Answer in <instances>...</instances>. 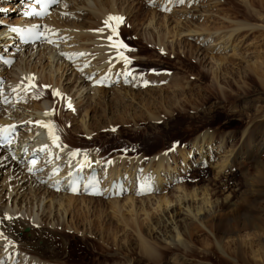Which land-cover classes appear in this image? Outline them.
Here are the masks:
<instances>
[{
	"label": "rangeland",
	"instance_id": "obj_1",
	"mask_svg": "<svg viewBox=\"0 0 264 264\" xmlns=\"http://www.w3.org/2000/svg\"><path fill=\"white\" fill-rule=\"evenodd\" d=\"M88 1L94 5L95 0ZM88 1L64 0L63 4L57 7L60 9L57 10V8H55L54 11H52L53 15H50L51 18L49 16L42 20L41 23H44L43 27H47V25L51 26L53 22H57L59 18L63 16L65 20H63L62 23L67 24L69 21L70 23L68 22L67 25L69 26L70 24V27H72L71 24L74 23L85 26L84 29L77 28L76 30L75 28L74 32L66 31L70 33L73 41L71 40L70 43L66 44L67 46L65 49L73 50V55H76V52H81V48L83 51L85 50V58L83 59H86V61L83 62L90 61V64L93 65L91 68L94 69L95 65L92 60L97 59L92 55V52L95 53V51L93 50L94 44L91 42L93 41V43H95L94 41L100 40V38H97L96 34L95 36H93V34L96 32L95 30L105 27L103 24L105 19L99 22L100 19L90 17V12H88V8L85 7ZM99 1L107 4L108 0ZM185 1V4L177 5L167 12L161 10L159 0H118V2H116V8L121 14L123 13L122 15L125 17V22L122 24L124 27L120 28V36L123 37V40L127 43L129 48L134 49V51L126 52L125 54L132 59V65H130V67L133 69V72L141 73L143 77L142 81H149L146 88H144L145 84L134 88L132 84L131 86H112L110 89H106V94L100 95L101 97L97 95L95 99H91L92 91L89 87L88 91L84 92L83 95L78 94V92L75 93V91L78 90L77 85L79 81L77 80L80 78L84 79V76L88 75L87 70L91 68H87L83 73L78 72L79 70L76 69V67L67 64L61 57V59L53 58L50 60L48 58L49 49L44 51V47H39L37 50H34L36 53L32 55V48L30 47L23 62L20 61V57H17L14 66L4 70V77L8 79V74H11L8 72L12 71L16 65H18L28 71L35 70L33 72L34 74H44L46 77L52 75L54 80L48 81L47 84L36 83L40 86L39 91L41 97L39 99L34 100L31 95H29L30 97L27 96L29 99L20 101L19 103L15 102L16 108H13L14 113L12 119L14 121L15 119L17 120V118L28 120L26 117L30 113L35 112L33 110L34 106L47 98V100L54 103V115L52 118H54L53 123L57 127L58 132L59 130L61 131L59 133L61 139L74 150L77 148L80 149L78 150L80 152L94 154L96 156V161L100 163H102L101 160H105L108 161L106 165H111L113 161H116L120 163L119 166H122L121 168H124V170L126 169L125 171H128L129 168L123 166H131L130 169H132V172L134 170L133 175H131L133 177L132 186H135L138 181L147 182L149 179L148 183H150V185L151 182L152 184H157L155 189L160 194L163 193L174 200L185 197L184 200L187 203H193V205L201 204L204 191L210 193L219 192L217 193L218 197L212 199L213 202H221L232 193H237L239 195L243 193L247 190L244 180H242L243 176H245L244 173L256 175L257 170H255L253 163H250L251 160L247 161L245 156L239 158V162H242L244 165L243 168H238L236 164L231 162L235 159L232 157L242 145V133L246 127L249 126L250 121H259L264 118V112L259 115V111H264V0ZM17 2L18 0H0V5H2V7H7L6 10H8L6 13H3L2 10H5V8L0 9V50L3 54L5 52L3 48L10 46L9 43L11 42L9 36H7L10 34L7 30L18 18H20L19 16L22 11L19 10L22 1H20V3ZM153 2L156 3L153 5ZM173 2L179 3V0H174ZM16 5L17 7L15 8ZM14 10L16 11L12 12ZM62 10L64 11L63 13ZM244 22L247 24L249 23L247 28L243 25ZM214 30L218 32L216 33ZM79 31L91 32H89L90 34L87 36L82 35V37H80L79 33L81 32ZM158 32L166 35V50H160L159 45L155 44V42L158 43ZM146 34L147 36L148 34L150 35L153 43L148 45L145 39ZM228 35H232L230 39H227L229 38ZM12 43L11 45H13ZM14 47L15 46L12 48ZM54 48L56 49L59 47ZM9 49L11 50V47H9ZM16 49L18 50L17 53H21L22 48L17 47ZM190 49L194 51L192 56L190 53H187ZM10 52L12 51H9V53ZM183 52L186 53L188 58L186 56L183 58ZM90 54L92 56H90ZM212 56L216 57L215 60L222 56L223 72H218L219 80L217 79V81H214L217 86L211 89L210 87L214 76L213 71H216L217 67L216 61L211 59ZM198 63L201 64L199 65ZM14 70H18V68ZM92 71L93 73L96 72L95 69ZM85 72L87 74H85ZM112 75L118 76V72L113 71ZM172 80H176V83L180 82L178 93L183 95L178 97L179 101H177L178 103L175 107L169 110L167 102L165 103L164 101L167 98L168 101L169 97H172L173 92H175L172 87H168V84H170ZM56 81L63 85V87L59 86L61 91H63L64 88L66 94L71 93L69 99L73 97L71 100L72 108H68L67 102H62L63 99L54 100L51 96V91L55 89L54 85ZM88 82L89 80L87 79L85 82L86 87L90 85ZM75 83L77 85H75ZM44 85L50 87L45 89L42 87ZM152 88L155 89L152 90ZM168 88L170 89L168 90ZM214 90H217L219 94ZM121 92L126 95L124 99H116L115 93ZM225 93L226 96L230 95L227 96V98H230V102L227 99L228 103H226V105L224 104L225 106L223 104L218 106L217 103H219V99H223L222 96H224ZM22 94L24 95V93ZM134 94L136 97L133 96ZM251 96L252 98H250ZM246 97L249 99H246ZM243 98L249 102L246 100L244 101ZM248 103L254 108L247 109ZM214 105L217 107L213 108L215 107ZM85 109L88 111L87 115L85 114ZM204 109L208 111L204 113ZM216 109L217 111L214 112ZM198 113H201L199 114L201 116L198 115V120L196 119L197 117H189ZM224 113H227L229 116H225ZM214 114H216V116ZM205 115L208 116L205 117ZM212 116L215 119H213ZM34 117L35 115L32 118ZM228 117H230V119ZM228 121L234 122V126H226ZM25 122L27 123L28 121ZM260 122H264V120ZM28 125L29 122L25 126V129L27 127L29 128ZM113 129H115V131H113ZM263 131V128L259 130L260 133ZM204 134H210L213 139L208 141L209 143L201 142L203 145L205 144L202 147L198 146L196 149L193 148V143L196 139ZM262 140L263 139L260 138L257 141L262 142ZM174 145L176 146L175 150H170ZM263 147L264 145L261 149ZM192 149H195V151L193 152ZM196 151H198V153ZM159 155L166 159L167 165L164 166L163 170H160L161 182L158 184L155 183V179L152 181L151 178L154 176L153 173L157 167L155 166L154 168V164L149 165L148 163L153 162L155 156H157L156 161L158 162L160 159ZM227 157L230 159L229 162L227 160L226 164L224 161ZM259 157L264 163V150L260 153ZM145 164H147V166ZM224 164L226 165L225 168L222 167ZM147 168L152 175L150 174L148 179L143 180L145 174L142 176V173ZM8 170L9 167H0V195L7 193L5 185H3L6 184V179L9 182V186H11L18 181L17 179L21 178L20 176H15L9 179L7 177L9 173ZM140 171L141 173H139ZM162 173H165L167 178L163 177ZM230 178H235L232 182L235 181L236 183L226 184L227 180L229 182L231 181ZM135 179L137 182H135ZM22 182L23 181H20L19 183ZM144 185H147V183ZM136 189L132 191V197L135 200L140 202L143 197H149V195H134ZM40 191L35 192L33 190V193L29 192V190L24 191L21 196L19 194L18 200L19 204H22V209L28 213V215H31V206H34V209H32V213H34L33 216L39 211V215H41L42 210L46 211L44 215L47 214L48 220L46 223L43 222V225H36L37 229H41L45 226V232L48 227L55 232V228H58L54 235L55 239H52V242L53 247L57 249L54 250L56 252L58 251L57 254L59 255L48 258L51 254L45 252V257L49 254L46 258L48 264L135 263L134 261L137 258H135L134 261L132 257L128 259L126 249L131 247L135 254L140 251L137 247L139 240L136 229L132 228V226L125 227L120 224L121 230L119 228L120 231L117 238L114 234L110 236L107 235V233H111L110 230H106L105 233H107L103 234L102 229L103 227L107 229L106 221L109 220V218H105L104 221H99L94 213L91 212L87 214L83 209L79 210L80 205L79 203L77 204V202L67 214L63 213L62 216L60 214H62L63 211H59L58 207L56 209V206H59V204L56 205V203H54V200H59L61 195H59L58 198V196L51 193L53 191L48 187L45 188V190L41 188ZM194 191L195 194H198V197L194 198L192 196ZM52 195H54V197L56 196L57 199ZM127 196L128 195L120 199L124 201ZM152 197H154V195ZM2 201L3 205L7 203L4 199H2ZM187 203L183 204L179 210L181 214L183 213L184 205ZM176 205L175 202L171 203L170 209L166 211L171 218V214H173L174 211L173 207L175 208ZM154 206L155 205H151V211L149 210L148 212L152 220L147 224L144 223L143 220L145 217L143 215L139 218V225L144 223V229L147 230V233L152 232L153 235H158L157 233H159V231H157V229L151 230V226L154 225L153 222L162 219L168 220V218L163 211H156ZM90 207L93 206L90 204ZM184 217L185 216L181 218L183 222L186 220ZM57 219H60V226L58 227L53 225V221L55 220L57 223ZM147 225H150L151 231L148 230ZM8 227H10V225H8ZM58 231L62 233L60 234ZM23 232L25 235L31 233L29 227L24 229ZM48 232L49 230L47 233ZM49 234L51 236L53 235L48 233V236ZM102 236H105L104 241ZM159 237L162 238V236ZM198 237L203 241L197 246L201 254L204 253L208 255L211 253L216 259H233L232 249L235 247L231 245H229V247L226 244L224 250L221 251L217 244L210 239L208 233H199ZM166 243L169 246L172 245L170 242ZM255 243L256 241H254V244ZM254 244L253 246H251V244H242V246H240L241 254L248 264H264V258L262 257L263 253H261L260 248H257V243ZM0 249H2L1 246ZM203 249H206V252H204ZM60 252L62 255H60ZM236 252L237 250H235V253ZM11 253L12 252L5 254L6 263H12V259L8 261L7 257V254L12 255ZM144 256L146 255H143V257ZM11 258L13 257L11 256ZM21 258L23 261L25 260V257L22 255ZM144 258H147V256ZM169 258H171L170 264L176 263V261H174L175 263L173 262V260H175V255H171ZM178 262L180 261H177L176 264H178ZM187 262V264H220L218 261L210 263L204 259L202 255L199 257H189ZM45 263L46 262H43L42 264ZM180 263H182V261ZM27 264H30V262L28 261ZM32 264L36 263L33 262Z\"/></svg>",
	"mask_w": 264,
	"mask_h": 264
},
{
	"label": "bare ground",
	"instance_id": "obj_2",
	"mask_svg": "<svg viewBox=\"0 0 264 264\" xmlns=\"http://www.w3.org/2000/svg\"><path fill=\"white\" fill-rule=\"evenodd\" d=\"M116 2H118V0H108L107 4H105L99 0H95L94 1L95 8H94V5L88 1L87 5H85V7L88 8V12H90L91 18L100 19V21L99 20L98 21L101 22V20L106 19L109 15H121V16H123L122 15L123 13L121 14L120 11L116 8L117 7ZM244 15H246V14H244ZM50 18H51V16H50ZM63 20H65L63 18V16L61 18H59V20L57 22H53L51 20L53 22L52 25L51 26L47 25V27H44V29H50L54 32H58V34H59L60 32L65 33L66 31L74 32L75 28L77 30V28H79V29L83 28L84 29V27H85V26L78 25L75 23L71 24L72 27H70V24H69V26L67 25L69 21L66 24V23H62ZM37 24H41V22H38ZM248 24L245 22L243 23V25L246 26L245 28H247L249 26ZM16 25H20V22H18ZM123 27L124 26H122V25L120 26V28H123ZM120 28H119V33H120ZM240 28H241V25H240ZM104 29L106 31H104L103 34L97 32L94 29L96 32L93 34V36H95V34H96L97 38H100L101 41L96 40V41H94L95 43H93V41L91 42L92 44H94L93 50L95 51V53H93L91 51L92 55L95 56L97 59V60H94V59L92 60V61H94V65H95V68H94L96 70L95 73L98 76L99 75L111 76L112 72L114 71V72H118V75H120L122 79H126L127 77H125L124 75L121 74L123 71V64L121 62H118L116 59H114L116 56V50L108 47V41L106 39V36L110 35L111 33H109L110 31L107 28L104 27ZM8 31H10V30H7V32ZM91 31H89V32H91ZM122 31H123V29H122ZM75 32H77V31H75ZM79 32H81V33H79L80 37H82V35L87 36L88 34H90L87 31L86 32L85 31H79ZM234 32H235V30H234ZM149 34H148V36H147V34L145 35V39H146L148 45L150 43H153L152 42L153 40L151 41V37ZM7 36H10V35H7ZM231 36L232 35H230L229 38H227V39H230ZM97 38H95V39H97ZM165 38H166L165 34H160L158 32V43L155 42V44L159 45L160 50H166ZM11 39L12 40L9 43V45H11V43L14 42L13 40H15L16 38H11ZM120 39L123 40V37L120 36ZM225 39H226V37H225ZM72 41H73V39H72ZM123 42L125 44H127L124 40H123ZM23 46L24 47L22 48L21 53H17L15 55L16 58L20 57V61H22V62L25 59L27 52H29L30 47L32 48V51H31L32 53L30 52L32 55H34L36 53V51H34V50L35 49L37 50L39 47H44L43 48L44 51L46 49H49L48 50V55H49L48 58L50 60L53 58L55 59V58L61 57L65 61L66 60V54H69L70 52L72 54H74L73 50H66L67 48L66 49L64 48L65 50L64 49L62 50L60 48L55 49V48H49L47 46H44L43 44H38V45H34V46H31V45L30 46L23 45ZM16 48L17 47L15 46L14 48L11 49V51L16 50ZM88 49H90V48H88ZM192 50L190 49L187 52V53H190L191 56L194 54V51H192ZM80 51L81 52L83 51L82 48L80 49ZM182 54L184 55L183 58H185V56L187 57L185 52H183ZM76 55H77V52H76ZM92 55L90 54V56H92ZM211 59L214 61L216 59V57L212 56ZM222 59H223L222 56H220L219 59L217 58V60H215L217 63V67H216V71H213L214 76H213V82L211 83V87H210L211 89L215 88V86H217L214 83V81H217V79H218V72H220V73L223 72ZM64 61H63V63H64ZM83 61H86V59L85 60L83 59ZM110 61H111V63H110ZM79 62H81V61H78L77 63H79ZM2 66H3V64L0 61V67H2ZM15 68H18V70H14ZM15 68L12 71L8 72L11 74L7 73L9 77L7 79V81H8L6 83L7 85L4 87V89L8 88V90H6V91L9 93V95L6 97H8L9 103L5 104L7 109L1 108L2 113H0V123L6 122L9 120L14 121L12 119V116L14 113L13 108H16L14 106V102L17 100V98H16L17 95L22 94L23 92L14 93L11 89L21 87V86L27 84L28 80L26 78L30 77V76L38 77L35 80V83H37V84L38 83L47 84L48 81L54 80V77L52 75L50 77H46L44 74H39V73L34 74L33 72L35 70L28 71L27 69L21 68L18 65H16ZM4 69L5 68H2L3 72H4ZM94 69H92V68L88 69L87 70L88 75H85L84 79L80 78L79 80H77V81H79L78 85L76 83H75V85H77L78 90L76 89L77 91H75V93L78 92V94L83 95L84 92L88 91V87H89L92 91L91 99H95V97L97 95L100 96L102 94H106L107 90L105 88L94 87V86H92L91 83L87 87L85 86V84H86L85 82L87 81V79L89 80V78L93 74L92 70H94ZM193 69H196V68H193ZM43 72H41V73H43ZM87 73L85 72V74H87ZM198 73H199V71H198ZM24 74H27V75H24ZM1 75H2V73H0V76ZM203 76H204V74H203ZM79 77H81V76H79ZM114 77L115 76H112V80ZM49 78H50V80H49ZM2 80L4 81V78ZM165 83H166V81H165ZM179 83H176V80H174V81L172 80L171 83L168 84L169 85L168 87H172V89H174V91H175V92H173V96L169 97L168 101H167L168 98L164 101L165 103L167 102L169 110H171L175 107V105L178 103L177 101H179L178 97L180 95H183L181 93L180 94L178 93ZM54 86H55V90H59L61 93H63L65 95V97L67 98V100L71 101L73 99V97H71L69 99V96L71 93L66 94L64 88H63V91H61V88H59V86L63 87V85H61L60 82L56 81ZM153 89H155V88H152V90ZM169 89L170 88H168V90ZM1 92H3V91H1ZM215 92H217V94H219V92L217 90ZM72 93H73V90H72ZM183 93H185V92H183ZM115 94H116V99H124V97L126 96L122 92L121 93H115ZM15 95H16V97L14 98ZM239 95H241V94H239ZM239 95H238V97H239ZM133 96L136 97L135 94ZM227 96H230V95H227ZM227 96L225 93V95L222 96L223 99H219V103H217V105L218 106L220 104L226 105V103H228L227 99L228 100L230 99V98H227ZM215 97H217V96H215ZM247 98L248 97H246V99ZM250 98H252V96ZM56 99L59 100L60 98H56ZM243 99H244V101L246 100L245 98H243ZM161 100H162V97H161ZM235 101H232V102H235ZM246 101H248V100H246ZM62 102H67V101L66 100L64 101V99H63ZM229 102H230V100H229ZM256 102H257V100H256ZM253 104H255V103H253ZM216 107L217 106H215L213 108H216ZM53 108H54V103L50 100H47V98H46V100H43L42 102H40L39 104H36L34 106L33 110L35 112L30 113L26 117V118H28V120H26V119H23V120H24V122L25 121H28V122L31 121V123H38L40 121H49V120L53 122V120H54V118H52L53 115H50V116L44 115L45 112H53ZM250 108H254V107H252L248 103L247 109H250ZM84 111H85V114L87 115V112H88L87 109H85ZM181 111H183V110H181ZM204 111H205V109H204ZM206 111H208V110L206 109ZM206 111L204 113H206ZM216 111H217V109L214 112H216ZM197 112H199V111H197ZM263 112H264L263 110L259 111V115ZM146 113H148V112H146ZM189 113H190V111H189ZM201 113L194 114L193 116H189V117H191V118L197 117L196 119L198 120V115ZM234 113H233V115H234ZM192 114H193V112H192ZM212 114H213V112H212ZM34 115H35V117L32 118ZM211 115H209V116H211ZM214 115L216 116V114H214ZM224 115L229 116L227 113L226 114L224 113ZM141 116H143V115H141ZM199 116H201V115H199ZM207 116L205 115V117H207ZM222 117H223V115H222ZM212 118H213V116H212ZM220 118H221V114H220ZM228 118L230 119V117H228ZM17 119H19V118H17ZM213 119H215V118H213ZM263 120H264V118L262 120H259V121H255V120L250 121L249 126H247L248 128L246 127L244 132L242 131L243 132L242 133V139H243L242 145L240 146L239 150L235 153V155L232 157L235 159H233L231 163L236 164V167L243 168L244 165L242 164V162H239V158L245 156L247 161L251 160L250 163L252 162L254 167H255V170H257L256 175H251V174L246 173V172L244 173L245 176H243L242 180H244V184L247 187V190H245L240 195L237 193H232L229 196H227L224 200H222L221 202H219V201L213 202L212 199L214 197H218L217 193H219V192L210 193L208 191H204V193L202 194L201 204H194L193 205V203L192 204L190 202L187 203L184 200L185 197L177 198L178 200H174L170 196H167L163 193L160 194L155 189V186H157V184L153 185L151 182V185H152L151 191H143L142 192L141 188L139 189L140 193L149 195V197H145V198L143 197L140 200V202L138 200H135L132 196H129V197L125 198L124 201H122L123 199L122 200L121 199H110L111 198L110 196L87 197L85 195L84 196L81 195L80 197H77L74 195H69L66 190H64L63 192L58 193V194L55 192H51V193L55 194L56 196H58V198H59V195L62 196V198L60 196V199L58 200L56 196L54 197V195H52L55 199H57V200H54V203H56V205L59 204V206L55 205L56 209L58 207L59 211H61V212L63 211L62 214H60L63 216V213L67 214L68 211H70V209L72 208V206L75 205V203L77 202V204L79 203V205H80L79 210L83 209V211L87 214H90L91 212L94 213L99 221H102V220L104 221L105 218H109V220L106 221L107 229L104 227L102 229L103 234L107 233V232L105 233L106 230H110L111 233H107V235L110 236L111 234H114L116 236V238H117V235L119 234V231L121 230L120 224L125 226V227L132 226V228L136 229V233L138 235L139 241L137 243V247L139 248L140 251L137 254H135L134 251L132 250V248L128 247V249H126L127 250L126 255H127L128 259H130V257H132L133 261L135 260V258H137L134 261L135 262L134 264H141V263L142 264H170V259L173 257L172 256L171 258H169V256H171V255H175V258H174L175 260H173V262L176 261V263H177V261H180V262L182 261V263L178 262V264L179 263L180 264H187L189 257H199L200 255H202L203 258L206 259L207 261H209L210 263H213L214 261H218V262H220V264H248L246 259L241 254L240 246H242V244H251V246H253L254 241H256V243H257V245H256L257 248L261 249V253H263L262 257L264 258V163L259 157L260 153L264 150V147L261 149V147L264 145V131L261 133L259 132L260 129H262V128L264 129V122H260ZM191 122H192V120H191ZM234 124H235L234 122L228 121L226 123V126L233 127ZM31 125H32V127H31ZM28 126H29V128L27 127L25 129L27 131L29 130L28 135H25V134H23V135H24V137H26L25 141L27 142V144L33 148L35 147L34 148L35 151H37L36 147H39V148L41 147L40 146L41 144H44L47 142L49 145L52 144V142L49 140V137L47 135L46 130L44 128H42L39 125V123H38V126H34L33 124H30V123ZM56 129H57V127H56ZM237 129H238V127H237ZM39 131H40V133H39ZM166 131L172 133L169 130H166ZM60 132L61 131L59 130V132H58V129H57V135H59ZM166 134H167V132H166ZM59 137H60V135H59ZM260 138L263 139L262 142H260L261 140L257 141ZM33 139H35V141ZM212 139L213 138L210 134H208V135L204 134L203 136H200L199 138L196 139V141L193 143V148L196 149L198 146L202 147L205 145V144L204 145L202 144L203 142H208V141H211ZM28 140H29V142H28ZM256 142H258V143H256ZM37 144H39V145H37ZM60 145H61V147L60 148L56 147L57 150H54V151L61 153L62 157H64L65 159H67V156H70L71 152L76 151V150L72 149V147H70L68 144H66L61 139V137H60ZM25 151H27V149H25ZM19 153H20L19 151H16V150L14 151V149L1 150L0 151V167H3V168L9 167V170H8L9 173H8L7 177L9 179L11 177H15V176L21 177V178L17 179L18 181H16V183L11 185V186H9V182L7 179H6V181L4 180L6 184H3V185H5V187H6L5 189L7 190V193L0 195V233H3L4 236L7 237V239L6 240L0 239V246L2 247L0 252H4V253L5 252L6 253L12 252L11 253L12 255L7 254L8 259L10 258V256L13 257L16 252L21 253V255L25 257L24 264H27L28 261L30 262V264H32L33 262L36 264H42L43 262L47 263L48 261L46 260V258L48 257L49 254H47V257H45V252H49L51 254V256L48 258H53V257H56L57 255H59V254H57L58 251L57 252L55 251L57 249H55V247H53V242H52V239H55L54 235H55V232L58 230V228L57 229L55 228V230H56V231L54 230L55 232L52 231L53 229L52 230L49 229V227L47 228V230L45 232L44 231L45 226L42 228L40 227L41 229H37L36 225L37 226H38V224L43 225V222L46 223V221L48 220L47 214L44 215V212H46V211L42 210L41 215H39L40 211L38 213L35 212L36 215L33 216L34 213H32V209H34V206H31V213H30L31 215H28V213H26L22 209V207H21L22 204L21 205L19 204L18 197H19V194L21 196L22 193L24 191H27V190H29V192H32L33 190L35 192H37V191H40L41 188H42V190H43V188L45 190V188L49 187L48 184L46 185V182H48L52 186H54L57 183H63V180H61V179H63V176H59V177L52 179V180L47 179V175L52 171V169L55 166H57V164H51L52 166H50V169H47V171L44 173L45 175L40 174V173H33V175L27 174V172H29L28 171V164L26 162V159L24 160V158H21L22 161L20 160ZM80 153H81V155L76 157V158H73V160L67 159L68 167H70L71 165L73 167L75 165L78 166V161L83 159L84 152H80ZM87 154H88L89 160L92 161V163L90 165H85V166L89 167V166H92L95 164H98V165L101 164L100 162L96 161V158H95L96 156L94 154H92V153H87ZM13 155H16V158H14L15 160H12ZM65 155H67V156H65ZM229 157H231V156H229ZM156 158H157V156L154 157L155 161L153 160V162L148 163V164L149 165L154 164V168H155V166L157 167L155 172L153 173L154 176L151 178H152V181H153V179H155V183L159 184V182H161V179H160L161 171L160 170L164 169V166L167 165V161L165 158H162L160 156V159L157 162ZM229 159L230 158L227 157L224 162H226V164H227V160L229 162ZM119 164H120L119 162L113 161V163L111 165H109V164L107 165L106 170L107 171L109 170L110 178L102 186V188L105 191H108L109 189L112 188V182H115V184L113 186V188H114L113 193L115 195L114 197H116L119 194L117 192L118 184H119V181H121L120 176L123 175L122 173H120L121 169L119 168ZM136 164H134V165H136ZM140 165H141V161H140ZM112 166H113V170H110V168ZM222 167L225 168L226 165L224 164ZM147 169L146 170L143 169L144 172L142 173V176L145 174L144 178L142 177L143 180L148 179L149 178L148 176H150V174H151L149 172V169H148V171H147ZM258 169H259V171H258ZM87 172H88V170H87ZM65 174H67V173H65ZM127 175L128 176L130 175V177H132L131 175H133V172L131 174L127 173ZM231 175H235V174H231ZM234 179L235 178H230L231 181L229 182L227 180L226 181L227 183L226 182L225 183L228 185L230 183H234L235 181L232 182V180H234ZM20 181H23V182L19 183ZM236 181H238V180H236ZM151 193H152V195H151ZM136 194H137V189H136L134 195H136ZM153 195H154V197H152ZM192 196L195 198V197H198V194H195V191H194L192 193ZM105 197H109V199L106 200V199H104ZM2 199L7 201V203L5 202L6 203L5 205L2 204L3 203ZM55 201H57L59 203H57ZM64 201H65V203H64ZM174 202L177 205L175 206V208L173 207L174 211H173V214H171L172 215V218H171L169 216V214L166 213V211H168L170 209L171 203H174ZM185 203H187V204L184 205L183 213L181 214V212H179V210L181 209L182 205ZM31 204L33 205L32 201H31ZM90 204L93 207H90ZM151 205H155L154 207L156 208V211L157 210L163 211V213H165V216L168 218V220L162 219V220H155L153 222L154 225L151 226V230L157 229V231H159V233H160V234L157 233L158 235H156V234L153 235L152 232L147 233V230L144 229V223L147 224L152 220V217H150V213H148L149 210L151 209ZM143 215L145 217L143 220L144 223L142 225H139V223H140L139 218ZM183 216H185L184 219H186L184 222L181 220V218ZM4 217H10L11 219H4ZM59 218H61V217H59ZM55 220L53 221V225L56 227L60 226V219H57V223ZM115 220H116V222H115ZM50 222H52V221H50ZM170 223H171V225H170ZM8 225H10V227H8ZM147 226H148V230L151 231L150 225H147ZM28 227L30 228L31 233L25 235L23 230L28 228ZM125 227H124V229H125ZM119 228H120V230H119ZM48 230H49L48 233L53 234L52 235L53 237L50 234L48 236V233H47ZM21 232H23V233L20 234ZM58 232L60 234L62 233L60 231H58ZM199 233H202V234L208 233L210 239H212V241L215 244H217L219 250H221V251L224 250L226 244L228 246L231 245L232 247H235L234 249H232V247H231L232 252H233V259L232 260H225L222 258L216 259L214 257V255H212L211 253H209L208 255H205L204 253L201 254L197 249L198 244H201L203 242L198 237ZM159 236H162L163 239L160 238ZM102 237H103V241H104L105 236H102ZM161 240H162V242H161ZM49 241L52 243H50ZM67 242H68V240H67ZM159 242H161V243H159ZM166 242H170V244H172L171 246H175V247H171V246L167 245ZM132 247H133V245H132ZM174 248H177V249H174ZM11 249H13V250L10 251ZM235 250H237L236 253H235ZM203 251L206 252V249H203ZM60 255H62V253ZM143 255H146L147 258H144L146 256L143 257ZM63 257H64V254H63ZM63 257H61V258H63ZM58 259H60V258H58ZM7 264H11V263L7 262ZM114 264H121V263H114ZM124 264H126V263H124ZM127 264H130V263L128 262Z\"/></svg>",
	"mask_w": 264,
	"mask_h": 264
},
{
	"label": "snow or ice",
	"instance_id": "obj_3",
	"mask_svg": "<svg viewBox=\"0 0 264 264\" xmlns=\"http://www.w3.org/2000/svg\"><path fill=\"white\" fill-rule=\"evenodd\" d=\"M180 3H184V0H179ZM35 3L41 6L42 11L37 12L36 8H32L29 12H26L25 15L27 16H31V15H45L47 14V8L49 3H59V0H35ZM125 22V17L120 16V15H109L104 21L103 24L105 26V28H107L110 31V35L106 36V39L108 41V47L113 48L116 50V56L114 59H116L118 62H121L123 64V71H122V75H124L125 77H130L133 76V69L130 67V65H132V59L127 56L125 53L126 52H130V51H134V49L129 48V46L127 44H125L123 42V40L120 39V33H119V28L122 24H124ZM39 25L35 26V29H39ZM33 30H28L29 33H31ZM104 28H100L97 29L96 31L103 34L104 33ZM11 32L13 33H20L22 31H24L21 28H16L13 27L10 29ZM45 31H49L51 32L52 30L50 29H45ZM53 35H56V33H53ZM35 39H45L47 43L49 44H56L57 41L50 38V37H46L44 35V31H36L35 32ZM78 55L83 56L85 55L84 53H79ZM111 63V61H110ZM28 80V83L26 85H23L21 87H17V88H13L12 91L14 93H20L23 92L24 96L27 97L29 95H31V97L33 99H39L41 97V93L39 91V87L36 83L35 80L36 78L34 76H30L26 78ZM146 83V82H145ZM43 88L47 89L50 86L48 85H44L42 86ZM51 96L53 97V99L55 100L56 98H60V99H64L67 101V107L68 108H72L71 105V101L67 100V98L65 97V95L63 93H61L59 90H52L51 91ZM9 103V99L6 96H3V93L0 92V104H7ZM45 116H50V115H54V111L53 112H45L44 113ZM29 123H31V121H29ZM39 125L44 128L47 132V135L49 137V140L52 142V145H54L57 148H60V137L59 135H57V129L55 124L52 121H40L38 122ZM16 131V126L15 125H8V126H3L0 125V148L2 147H7L9 145H11L12 143V135L15 133ZM113 131H115V129H113ZM66 147V146H65ZM175 145L173 146L172 149L170 150H175ZM48 149V145H45L41 151H46ZM81 153L77 150V151H73L70 153V157L71 158H76L78 156H80ZM31 165L33 166L32 168H29V171L31 172L33 170V168L35 167V165L37 164L36 160H31L30 161ZM92 163V161L89 160L88 154L84 153L83 154V159L78 161V166L83 169V167L85 165H90ZM91 187H95V185H91ZM74 192L76 191L75 186H73L72 189ZM141 191H151V185H144L141 187ZM4 219H11L10 217H4ZM0 239H7L6 236H4L3 233H0Z\"/></svg>",
	"mask_w": 264,
	"mask_h": 264
}]
</instances>
